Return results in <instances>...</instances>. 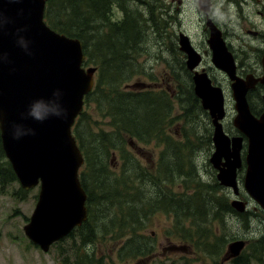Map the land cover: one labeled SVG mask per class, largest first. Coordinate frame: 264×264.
I'll use <instances>...</instances> for the list:
<instances>
[{
    "label": "rangeland",
    "instance_id": "1",
    "mask_svg": "<svg viewBox=\"0 0 264 264\" xmlns=\"http://www.w3.org/2000/svg\"><path fill=\"white\" fill-rule=\"evenodd\" d=\"M178 2L126 0L122 6L113 0L107 26L101 33L88 30L99 40L107 39L114 33V23L129 21L127 12L135 10L142 20L140 33L145 36L139 43L140 48L128 47L130 52L125 50L128 41H123L124 50L120 51L128 58L121 60V73L129 72L128 76L120 78L115 71V80L105 77L100 93L89 97L91 101L85 107V116L79 120L81 144L90 164L87 165L85 157L80 175L96 197L91 212V217L95 216L92 220L94 237L85 242V237L77 230L53 245L49 252L33 244L24 228L33 215L40 189L23 190L12 168L13 174L8 172L11 165L3 152L0 154L3 174L0 175V264H233L228 248L239 240L246 242L237 258L240 263L264 264V211L243 187L245 166L238 171L237 179L239 200L248 210L245 217H240L225 206L235 197L230 189L219 184L218 172L210 164L215 150L212 120L194 95L193 74L184 68L185 59L176 47L178 32L194 36L193 40L199 45L204 42L203 32L194 1ZM54 19L65 18L54 13ZM95 42L91 40L90 49ZM210 57V54L205 56L203 67L224 92L227 113L224 129L230 137L237 136L228 77L213 66ZM136 62L138 70L134 71ZM86 68L96 69L93 77L100 79L98 66L90 63ZM112 89L133 95L162 93L171 101L172 109L161 118L154 108L148 107L154 121L151 125L146 119L144 122L153 129H148L146 136L138 137L110 112L105 94ZM126 108L132 111L136 108L137 112L132 117L122 114L128 122L134 123L136 116H144L139 105ZM161 113L164 112L160 111V116ZM160 120H165L164 126L155 129L162 123ZM139 123L143 124L142 119ZM75 132L74 129V135ZM103 136L109 143L102 141ZM103 144L108 145L107 148ZM164 151L168 153L169 163L166 176L159 165ZM245 153L244 148L243 159ZM102 158L108 163L105 177L110 181L106 185L110 192L93 190L94 175L102 173ZM163 159L166 165L167 159ZM197 180L200 189L194 190ZM216 183L221 189L214 187ZM172 192L177 196L169 194ZM167 195L175 196L176 202L171 199L174 205L164 202ZM185 196H198L204 202L196 207L187 201L189 205L184 206ZM216 198L226 200L218 204ZM128 209L132 211L130 216Z\"/></svg>",
    "mask_w": 264,
    "mask_h": 264
},
{
    "label": "water",
    "instance_id": "2",
    "mask_svg": "<svg viewBox=\"0 0 264 264\" xmlns=\"http://www.w3.org/2000/svg\"><path fill=\"white\" fill-rule=\"evenodd\" d=\"M210 0H199L206 10ZM47 0H0V138L4 154L25 191L40 192L27 238L43 252L68 237L88 220L87 193L80 180L85 163L73 134L84 100L94 86L96 69L85 68L81 40L51 29L45 22ZM211 26V24H209ZM213 27V26H212ZM214 65L232 81L239 136L224 130L223 90L206 72L194 71L200 56L186 35L180 48L194 71V92L212 119L214 152L210 164L220 185L232 190L231 206L247 211L239 200L238 170L247 140L243 187L264 211V112L254 116L246 98L256 81L240 80L231 54L219 32L212 28L209 41ZM244 241L229 246L232 257L245 248Z\"/></svg>",
    "mask_w": 264,
    "mask_h": 264
},
{
    "label": "trees",
    "instance_id": "3",
    "mask_svg": "<svg viewBox=\"0 0 264 264\" xmlns=\"http://www.w3.org/2000/svg\"><path fill=\"white\" fill-rule=\"evenodd\" d=\"M112 1L113 0H47L45 20L48 23V25L52 29H54L55 31L61 34L81 40V42L83 43L84 53L87 56L86 64L93 63L96 66H98L100 69L98 71V74L100 75V79L98 80L97 86L94 89V91L87 96L86 105L91 101V99H89L90 96H95L98 93H100L99 91L101 90L102 82L105 77H108L110 80H115L116 78L113 77V73L115 71L120 78L121 75L124 77L126 75L128 76L129 72L121 73V67L123 65L121 60L124 57V52L120 50H124L123 41H128L125 47L126 51L128 50V47L133 48L134 45L136 50L140 48L139 43L145 38V36H143L144 33H140V30L142 29V25H141L142 20L140 16L137 14V11L135 10H130L127 12V18L129 19V21L125 20L121 24L114 23L115 24L114 33L107 36V39L99 40L94 34L90 35L88 33V30L90 29L93 32L101 33V30L107 26V24L109 23V15L111 14ZM117 1L120 2L122 6H124L123 4L126 3V0H117ZM54 13H58V16L63 17L65 19L61 21H55ZM153 30H155V27L153 28ZM92 39H95L96 42L93 44V48L90 49V42ZM128 51L130 52L131 50ZM126 58L128 57H124V61L126 60ZM115 60L117 62H115ZM133 70L134 71L138 70L137 62ZM105 98L106 101L108 102L110 112H112V114H114L118 118V120L123 121V123L126 125V128H129L130 131L133 130L135 133H137L133 135H137L138 137L141 136L144 137L147 135V130L149 129V126L146 127L144 122L145 119L149 125H151L154 121L153 116H151L152 113L148 112L147 110L148 107L154 108V110L157 112V115H159V117L161 118H164V116L168 115L169 110L172 109L171 101L169 100L168 97L165 96V94L162 93L143 92V93H138V95H133L131 93H125L123 91L120 92L118 89H112L107 94H105ZM137 105H139L140 109L144 110V116L143 117L136 116L135 117L136 121H134V123L128 122V120H125V118L122 117V114H128L131 115V117L134 116V113L137 114V112L135 111L136 108L135 109L133 108L134 110L132 111V109L128 110L126 107L127 106L134 107ZM144 106H146L145 109ZM160 111L164 112L161 113L163 114L162 116H160ZM85 113L86 112L84 111L80 115L74 129L76 130L75 132L76 139L84 154V157H86V161L88 165L89 164L88 153L85 150V148L82 147L81 138L78 130V125L80 124L79 120L80 118L85 116ZM139 119H142L143 124L139 123ZM164 122L165 120H163L160 125L156 126L155 129L157 127H163ZM133 126H135L134 129ZM101 139L103 142L109 143V141L104 136ZM161 140L166 142L165 139L163 138H161ZM103 145L105 146V148H107L108 146L106 144ZM178 149L180 150V147ZM0 154L3 155L1 140H0ZM164 157L167 159L166 165H163ZM100 162H101L100 170L102 171V173L100 172L94 175L95 179L93 182V190L96 192H107L110 190L109 188H106V185L109 184L110 181L107 179L108 177H105L108 176V174L106 173L108 168V163L106 161V158H102ZM168 164H169L168 153L167 151H164L161 154L159 165L161 167V171L164 172L165 176L167 175ZM8 168H9L8 172L13 174L11 167ZM0 175L1 176L3 175L1 171H0ZM101 176L102 179L99 178ZM80 177H81L82 185L88 195L87 206L89 210V219L81 228L77 230L80 232V234H82L85 237L86 240L85 242H90L91 241L90 239L93 238L95 235L93 231L94 223H92L93 217L95 216H93L92 214L91 217V212L93 211V207H94L93 204L96 197L94 196L93 191H90L86 187V184L84 183L85 178L83 179V175H80ZM125 177H129V176L125 175ZM196 185L197 187L193 189L194 190L200 189L198 180L196 181ZM205 186L221 189L218 183H216L214 187L208 185ZM169 194H174L175 196H177L175 192ZM174 195H167L166 198L164 199V202L165 203L168 202L169 204L174 205V203L171 201V199H173L174 202H176ZM103 199L106 200L107 198L103 197ZM224 200L226 199H221V198L215 199V201L218 204H221V202ZM184 201H185L184 206L189 205L186 203L188 201L190 202L191 205L196 204V207H198L204 202V199L198 196H192V197L185 196ZM225 206L231 213L236 214L237 216L245 217L247 214V213L245 214L236 213L233 207L228 203H225ZM166 207L167 206H165L164 208ZM128 210H129L128 215L130 216V213H132V211L131 209ZM209 253L212 254L210 250ZM233 264H245V263H240L238 259H234Z\"/></svg>",
    "mask_w": 264,
    "mask_h": 264
},
{
    "label": "flooded vegetation",
    "instance_id": "4",
    "mask_svg": "<svg viewBox=\"0 0 264 264\" xmlns=\"http://www.w3.org/2000/svg\"><path fill=\"white\" fill-rule=\"evenodd\" d=\"M193 1L196 5L195 13L202 27L204 42L197 44L193 40L194 36L184 31L178 32L176 37L177 52L185 59L184 68L193 74V87L194 71L207 73V69L203 67L205 56L210 54L211 63L218 69L212 61L213 51L209 43L212 28H215L233 58L236 77L244 81L251 79L257 82L256 86L247 92L246 98L251 113L260 117L264 112V0H210L206 10L201 8L199 0ZM178 3L181 4L182 0ZM181 35L189 38L192 48L200 56V63L194 71L189 70L188 56L180 48ZM228 81L233 97L232 81L229 78ZM212 83L219 87L213 80ZM244 148L247 151V143L244 144Z\"/></svg>",
    "mask_w": 264,
    "mask_h": 264
}]
</instances>
